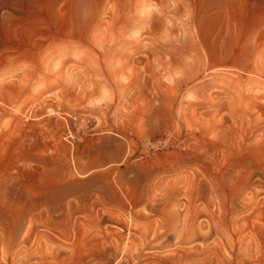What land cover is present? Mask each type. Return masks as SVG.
<instances>
[{
    "label": "rangeland",
    "instance_id": "rangeland-1",
    "mask_svg": "<svg viewBox=\"0 0 264 264\" xmlns=\"http://www.w3.org/2000/svg\"><path fill=\"white\" fill-rule=\"evenodd\" d=\"M167 198L184 220L143 210ZM172 228L264 264V0H0V264Z\"/></svg>",
    "mask_w": 264,
    "mask_h": 264
},
{
    "label": "bare ground",
    "instance_id": "bare-ground-1",
    "mask_svg": "<svg viewBox=\"0 0 264 264\" xmlns=\"http://www.w3.org/2000/svg\"><path fill=\"white\" fill-rule=\"evenodd\" d=\"M186 202V205L190 204L189 201ZM179 203L180 201L177 199L167 198L159 202H152L150 205L145 206L143 210L150 214V216L161 215V213L166 214L171 219V221L176 222L180 219L181 216V220H184V217H187L189 213V209L186 208H183L184 210L182 212L178 210V208L182 207L181 205H179ZM171 205H174L178 208H171V210H168ZM208 213L209 212L207 210L206 215L209 217L210 215ZM194 219L196 218L194 217L193 220ZM174 231L175 229L172 228L170 231L166 232V234H156L155 238L157 237V240L161 239L162 241L158 244H154V242L151 244L148 243V245L146 246V251H148L147 253L133 254L136 247L134 240L131 241L133 246L129 243L124 242L119 254V257L121 256L120 260H122V264H228L223 261L219 255H206L209 251H205L207 248L205 246H203L202 248L190 246L189 248L183 250H177V248L170 250L169 248L171 247V245H169V243ZM216 231V228H213L212 232L216 233ZM192 235L193 238H197L199 236V234L196 232ZM27 237H29V232H27ZM175 239L177 240V237ZM191 243H193L192 240H189V244ZM97 259V254H88L80 257L79 262H81V264H98Z\"/></svg>",
    "mask_w": 264,
    "mask_h": 264
}]
</instances>
